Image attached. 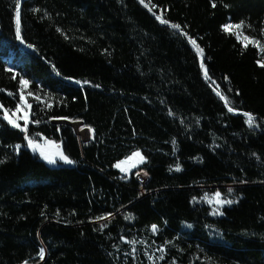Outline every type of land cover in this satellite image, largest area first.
I'll list each match as a JSON object with an SVG mask.
<instances>
[{
	"label": "trees",
	"instance_id": "16d2710c",
	"mask_svg": "<svg viewBox=\"0 0 264 264\" xmlns=\"http://www.w3.org/2000/svg\"><path fill=\"white\" fill-rule=\"evenodd\" d=\"M20 24L23 44L0 0V264H126L143 240L170 264H264V51L244 40L264 45V0H25ZM21 77L26 132L3 118ZM134 152L144 184L115 169Z\"/></svg>",
	"mask_w": 264,
	"mask_h": 264
},
{
	"label": "snow or ice",
	"instance_id": "6c2138e0",
	"mask_svg": "<svg viewBox=\"0 0 264 264\" xmlns=\"http://www.w3.org/2000/svg\"><path fill=\"white\" fill-rule=\"evenodd\" d=\"M143 2V0H142ZM15 4H16V27H15V36H16V39L19 40L22 44L25 43L23 37H22V34H21V24H20V0H15ZM147 7V5H145ZM213 7H215V4L213 3ZM34 11H39V9H34ZM158 20H160L161 23H168L167 20L165 19H162L161 16H157L156 17ZM172 28L174 29H180V26L179 25H176V24H172L171 25ZM243 27V22H241L240 24H232V23H229V24H226L223 26V30L225 32H229L230 30L232 29H241ZM237 39L239 40L240 39V35L238 34L237 35ZM244 40L247 41L248 43H253L257 46H259L261 48V51H264V45H260L259 44V41H255V40H250L249 37L247 36H244ZM189 42L192 43L194 46H196L195 44V41L192 40L191 38H189ZM29 47H31V45H28ZM247 46V44H245V47ZM197 47V51L199 53L202 54V49H199L198 46ZM260 67L264 68V62H258ZM201 68L204 69V73H205V76H207V69L204 68V64L203 62H201ZM7 71L11 72L12 69H7ZM15 79V75H13V77ZM77 83H80L79 81H77ZM87 83V82H85ZM19 84H20V88H21V104L17 105V111L20 110L21 107H24L25 108V115L22 116V117H17V119H12V117L8 114L7 111H5V114H4V119L8 121L9 124H11L13 127H20L19 123H18V120L19 119H23L24 120V127L20 128L21 131H24L26 132L27 130V125L29 123V120H28V113H27V110L28 109H31L32 105L31 104H24L23 103V100H24V96H23V89L29 84V81L24 79L23 77H21L19 79ZM11 94V93H10ZM29 96H33L34 94L29 92L28 93ZM217 95H221L219 92H217ZM34 98L37 100V101H40V97L38 95H35ZM221 99H225V97L221 96ZM48 107H51V105H48ZM229 111H233V109L231 107L228 108ZM12 115H15V113H13ZM248 119H247V123L249 124V126H252L254 121H255V117L252 116L251 114H245ZM36 123H39V121H36ZM25 140H27L28 142V146L33 148V150L35 151L36 149H38L40 146L38 144H36L32 139H29V137L27 135H25ZM17 149H19V145L16 146ZM58 147V146H57ZM40 155L41 157L46 160L49 164H55L56 163V159L54 158L55 156H59V159L64 161V163H67V164H71L73 163L72 160H70L67 156H65L63 154V152H57L53 155H49V154H46L43 150L40 151ZM134 157H138L140 158V160L142 161L143 160V157L141 156V154L139 152H134L132 154V157H129L128 159L131 160L133 159ZM0 163H3V161H0ZM126 163V161H121L120 163H117L115 165V167L117 168H120L121 171H126L125 168L122 167V164ZM177 171L180 170L179 166H177L176 168ZM220 193L217 192L215 194V203L218 204V205H223V204H232L234 203L233 200H221L220 199ZM205 199H208L207 196L205 197ZM210 203L212 202L211 200L209 201ZM213 214H220V215H223L222 212H219V209L216 208L213 210ZM98 219H106V217H101V218H98ZM126 219H130V217H126ZM102 227H104L102 225ZM152 231L153 232H156L157 231V226L156 225H153L152 226ZM132 243H135L134 241ZM39 256H40V259L43 260L44 256H45V251L44 249H40V252H39Z\"/></svg>",
	"mask_w": 264,
	"mask_h": 264
},
{
	"label": "rangeland",
	"instance_id": "374dc122",
	"mask_svg": "<svg viewBox=\"0 0 264 264\" xmlns=\"http://www.w3.org/2000/svg\"><path fill=\"white\" fill-rule=\"evenodd\" d=\"M221 100L226 102V99H221ZM23 103L26 104L25 100H23ZM19 112L21 113L22 116H24L25 115V108L21 107ZM27 113H28V110H27ZM15 119H17V118H15ZM247 119H248V117H246V120ZM62 122H68L71 124L75 123V122H71L68 120H62V119L61 120H53V123H55V124L62 123ZM18 123L20 125V127H17L18 129L24 127V120L23 119H19ZM73 130H74L76 136L78 137V139L81 143L87 142L91 139V135H92L91 132L85 130V128H83V126H81L79 131L75 130L74 128H73ZM35 143L40 146L38 149H36L34 151L33 148H31V147H29V148L32 151H34L35 153H37L40 157H41V155H40L41 150H43L46 154H49V155H53L57 152H61L59 146L57 147L55 145L49 144L44 140L35 141ZM54 158L56 159V163L62 161L59 159V156H55ZM144 162H145L144 160L141 161L140 158L134 157L131 160H126V163L122 164V167H124L126 169V171H121V170H117V171L121 175H123V177L130 178L132 173H134L132 170L136 167L140 168L139 165L142 166ZM135 171H136V169H135ZM127 254L129 256H127V258H125V260L123 261L124 263L126 262V264H170V263H168V258H167L168 253H167L166 248L158 246L155 243H150L148 240H143L135 252L131 251Z\"/></svg>",
	"mask_w": 264,
	"mask_h": 264
},
{
	"label": "built area",
	"instance_id": "2783aa9c",
	"mask_svg": "<svg viewBox=\"0 0 264 264\" xmlns=\"http://www.w3.org/2000/svg\"><path fill=\"white\" fill-rule=\"evenodd\" d=\"M141 167V165H139ZM124 168V167H123ZM129 169V168H128ZM136 169V171H135ZM139 167L134 168L132 171L134 172V178L136 181H138L141 184H144L147 180L146 173L142 170H139ZM120 170V168L116 169ZM133 174V173H132ZM120 179H123L124 181L128 180L129 178L123 177V175L120 174Z\"/></svg>",
	"mask_w": 264,
	"mask_h": 264
},
{
	"label": "water",
	"instance_id": "95a60500",
	"mask_svg": "<svg viewBox=\"0 0 264 264\" xmlns=\"http://www.w3.org/2000/svg\"><path fill=\"white\" fill-rule=\"evenodd\" d=\"M25 0H20V5L24 2ZM139 3L142 5V3L139 1ZM82 125H83V123L82 122H80ZM60 124H64V125H67V126H70L71 128L73 127L72 125H71V123H68V122H62V123H60ZM74 128V127H73ZM72 128V129H73ZM85 130H87V131H89V129H86L85 128ZM141 154V153H140ZM142 156V155H141ZM130 157H132V155L130 156ZM143 157V156H142ZM129 158V157H128ZM125 159V160H123V161H126V160H129V159ZM143 160H144V158H143ZM115 169H118L117 167H115ZM157 232V231H156ZM156 232H154V233H156Z\"/></svg>",
	"mask_w": 264,
	"mask_h": 264
},
{
	"label": "bare ground",
	"instance_id": "6f19581e",
	"mask_svg": "<svg viewBox=\"0 0 264 264\" xmlns=\"http://www.w3.org/2000/svg\"><path fill=\"white\" fill-rule=\"evenodd\" d=\"M204 72V69H203ZM205 74V73H204ZM75 130L79 131V129L81 128L82 124L80 122H75L71 124Z\"/></svg>",
	"mask_w": 264,
	"mask_h": 264
}]
</instances>
